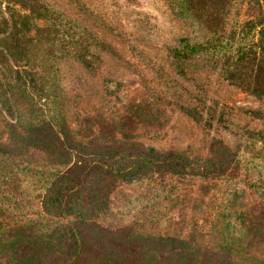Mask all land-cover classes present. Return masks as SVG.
<instances>
[{"label":"trees","instance_id":"16d2710c","mask_svg":"<svg viewBox=\"0 0 264 264\" xmlns=\"http://www.w3.org/2000/svg\"><path fill=\"white\" fill-rule=\"evenodd\" d=\"M167 1L202 33L169 52L177 72L199 59L264 96V35L255 36L264 0H242L257 5L242 19L231 16L236 0ZM97 41L43 0H0L1 107L28 145L58 161L0 154V264H264V133L206 158L154 148L72 154L54 60L70 56L92 71ZM125 115L146 127L165 122L147 98L129 101Z\"/></svg>","mask_w":264,"mask_h":264},{"label":"rangeland","instance_id":"374dc122","mask_svg":"<svg viewBox=\"0 0 264 264\" xmlns=\"http://www.w3.org/2000/svg\"><path fill=\"white\" fill-rule=\"evenodd\" d=\"M43 1L98 40L90 48L98 57L92 71L70 56L54 60L68 133L77 150L73 155L103 148H154L206 158L235 151L247 133H264V96L231 85L199 59L185 74L173 68L168 54L178 40H199L202 33L194 23L173 15L167 0ZM261 7L264 20L263 2ZM256 11L255 3L236 0L231 16L253 17ZM263 27L255 36L264 35ZM108 81L116 86L108 88ZM140 98L159 105L165 115L162 126L128 120L125 106ZM22 135L0 104V154L11 160L58 163L28 145ZM260 206L253 205V210Z\"/></svg>","mask_w":264,"mask_h":264},{"label":"water","instance_id":"95a60500","mask_svg":"<svg viewBox=\"0 0 264 264\" xmlns=\"http://www.w3.org/2000/svg\"><path fill=\"white\" fill-rule=\"evenodd\" d=\"M263 32V31H262Z\"/></svg>","mask_w":264,"mask_h":264}]
</instances>
